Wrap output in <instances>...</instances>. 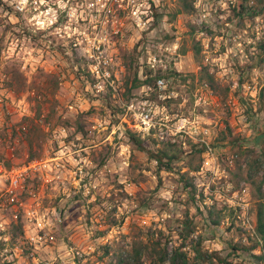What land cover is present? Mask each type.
Listing matches in <instances>:
<instances>
[{"label":"rangeland","instance_id":"1","mask_svg":"<svg viewBox=\"0 0 264 264\" xmlns=\"http://www.w3.org/2000/svg\"><path fill=\"white\" fill-rule=\"evenodd\" d=\"M11 2L0 0V264H160L153 244L161 239L169 253L180 247L187 219L194 231L183 251L191 261L201 240L208 254L261 264L251 256L256 250L233 256L232 246H253L255 235L242 219L246 213L255 225L258 203L246 182L236 187L230 181L235 164L220 157L219 175L201 179L194 173L202 156L186 152L172 170L159 171L129 140L122 107L141 93L126 94L136 72L144 80L147 69L161 70L175 94L172 115H200L225 157L240 147L259 151L254 142L264 132V0H189L193 13L176 17L179 0H135L99 37L101 52L85 40L98 25L86 7L72 21L62 19L60 29L42 30L36 20L15 13ZM175 41L177 53L165 52ZM151 57L155 67L148 64ZM95 58L113 61L102 67L110 78L92 75ZM201 66L216 82V89L209 86L211 96L200 91ZM198 94L206 98L200 105ZM140 138L150 150L183 141L186 151L188 141L194 143L188 137ZM12 169L24 173L15 196L7 192ZM186 182L205 185L201 192L194 186L193 199V187H182ZM244 188L248 206H238L239 196L228 204ZM210 210L214 219L222 218L217 227L208 224ZM141 243L140 262H134V245ZM198 264L220 263L214 258Z\"/></svg>","mask_w":264,"mask_h":264},{"label":"built area","instance_id":"2","mask_svg":"<svg viewBox=\"0 0 264 264\" xmlns=\"http://www.w3.org/2000/svg\"><path fill=\"white\" fill-rule=\"evenodd\" d=\"M221 3L225 0H219ZM231 5L234 2L241 0H229ZM135 0H12L11 6L17 14L28 15L32 20H36V23L41 26L42 30H50L51 28L60 29L62 19L72 21L76 17L78 9L86 7L92 11V15L98 18V25L94 26V31H92L91 36L85 35L86 41L92 39V44L89 46L94 51H104L102 43L98 44L99 37L105 33L108 28L109 23H113L118 19L119 12H126V9L130 4L134 3ZM132 14L140 19L139 11H132ZM78 16V15H77ZM207 16V13L204 17ZM80 17V16H79ZM82 18V15H81ZM83 20V19H82ZM118 34V32H115ZM70 37V35H68ZM75 47L80 45L78 38L75 39ZM179 49L178 41L169 44L165 48V52H169L171 55L176 54ZM108 50V49H107ZM97 63L92 65L91 72L92 75L99 80L102 78H110V73L108 71H103L102 67L109 65L111 61H100L95 58ZM155 58H150L148 64L155 67ZM94 68V69H93ZM157 89L159 91V100L165 101L167 99L175 98L174 92H167L168 83L165 79H159L157 81ZM152 88L149 86H143L141 93L134 100L126 103L122 107V119L129 130L135 132L139 136H154L159 138L160 141L167 140L174 137H188L204 149L202 153V165L198 169L195 176L202 177L205 179L208 176L216 177L220 173V167L218 165V160L220 157L222 162L227 163L230 167H233L237 158V154L233 153L228 157L223 154V149L220 145L213 143L208 136L210 135V130L208 127L201 125L200 115H196L193 118L181 117L178 114L172 115L169 110V105L160 104L157 101L151 100L150 92ZM200 91H206L208 95H212L213 91L208 84L203 83ZM199 91V92H200ZM205 96L203 94H198L196 96V104L200 105L205 101ZM229 149V148H228ZM3 169L0 166V171ZM225 173V171L223 172ZM9 187L8 193L11 196H15L17 190L21 187L23 180L22 172H18L17 169H12L7 172ZM198 181H201L198 179ZM205 183H195L194 186L198 188L199 192L202 191V186ZM204 196L208 198L210 194L209 186L204 189ZM249 195L248 189L244 188L240 191L234 193V199L228 200V204L234 202L236 204L235 198L238 196L241 199ZM199 199V195L197 196ZM209 199V198H208ZM14 200V198H13ZM245 202V200H241ZM237 203L238 206L245 209L248 204ZM233 205V206H234ZM242 224L245 229L252 230L255 234V225L251 223V219L246 213L243 215ZM79 254V253H77Z\"/></svg>","mask_w":264,"mask_h":264},{"label":"trees","instance_id":"3","mask_svg":"<svg viewBox=\"0 0 264 264\" xmlns=\"http://www.w3.org/2000/svg\"><path fill=\"white\" fill-rule=\"evenodd\" d=\"M244 10V9H242ZM194 11V8L189 2V0H179V5L177 12L173 15V17H176L180 14H188L191 15ZM252 14H256V12H252ZM253 16V15H252ZM200 47L194 48L195 56H199L200 54ZM183 53H185L183 51ZM178 75V73H171V75ZM138 72L135 73V76L132 81V89L128 88V83H126V94L130 95L133 90H138L142 88L143 86H149L152 88V91L150 92V99L159 102L160 104H171L174 99H167L165 101H160L159 91L157 89V81L159 79H165L166 81L169 80V74L162 73L161 70H159L157 73L153 74L152 70H146L145 76L146 78L144 80L139 79ZM199 80L201 82H204L206 84H209V86L213 89L217 88L216 82L214 80L213 75L209 73V70L205 66H201L199 73H198ZM92 82H94L93 79H90ZM186 81V78L183 79ZM167 92H171L170 87L168 86ZM260 104L261 106L264 105V91L261 92L260 97ZM129 136V140L134 144V146L142 151L148 153L149 157L156 163L157 168L159 171L161 170H172L171 165L175 161H179L184 153H194L196 157L202 155L204 152V149L200 147L196 143H189V150L184 149L183 141L179 142H168L166 143V146H164L161 149L157 150H150L148 147L144 144V141L140 138L138 134L135 132L128 130L127 132ZM154 143V145L158 144L155 139H151ZM187 141V140H186ZM255 145H259L260 149L259 151L255 150L254 148H245L241 149L239 148V152L237 153V160L235 161V170L231 172V182L238 187V184L240 181L246 182L252 193V198L257 201V220L255 224V238H251V240L254 242L253 246L247 250L244 246H241L240 244L237 246H232V252H234L233 256H236L237 258L241 257L240 252H246V251H257V254L251 255L254 259L258 260L259 263L264 264V174L262 175L261 172L264 171V132L259 134V136L255 140ZM243 159H247V161H243ZM192 162V161H191ZM199 167H195V170H198ZM185 176V175H183ZM184 190H188L190 187H193V190L190 191V195H192V198L195 199L193 192L195 193V189L193 185H190L189 182H186L182 185ZM209 226L210 227H217L222 223V218H215L213 217V211H209V218H208ZM192 222L187 219V222H185V227L183 230V233L181 234L183 236L184 243L180 247H177L173 249L171 253L168 252L167 248H164L162 244V240H158L153 244L152 250L155 252L156 255H158V262L160 264H164L165 262L169 261L170 264H198L200 262H206V261H212L214 258L218 259L220 264H234L231 260H228L226 258L222 259L217 254H208L207 252H204L201 249L202 241L199 240L193 247L195 256L193 260L191 261L188 257V253L183 251V247L185 246L186 240L190 237L191 233H193L194 229L192 228ZM18 231L22 233L21 227H16ZM16 235V233H14ZM14 236V235H13ZM1 246V245H0ZM143 244H135L133 249V260L134 262H140V256L143 252ZM232 256V255H229Z\"/></svg>","mask_w":264,"mask_h":264}]
</instances>
